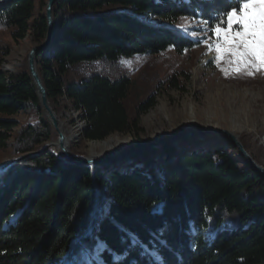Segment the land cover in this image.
<instances>
[{
    "label": "trees",
    "instance_id": "1",
    "mask_svg": "<svg viewBox=\"0 0 264 264\" xmlns=\"http://www.w3.org/2000/svg\"><path fill=\"white\" fill-rule=\"evenodd\" d=\"M44 7L42 0L0 2V31L14 43L30 34L41 44ZM233 7L237 0H56L58 51L36 57L52 109L58 115L68 98L87 120V141L138 134L154 95L131 111L128 77H111L100 66L182 54L195 42L177 32L178 20L214 26ZM7 53L0 45V58ZM170 85L181 90L175 77ZM26 110L28 120L18 121ZM17 127L15 158L56 136L26 68L11 76L0 71V151ZM204 139V147L186 152L185 145ZM229 150L237 154L226 137L208 136L93 170L67 165L51 150L21 160L0 174V264H264V177ZM123 162L134 166L119 170ZM228 215L237 223L219 228Z\"/></svg>",
    "mask_w": 264,
    "mask_h": 264
},
{
    "label": "rangeland",
    "instance_id": "2",
    "mask_svg": "<svg viewBox=\"0 0 264 264\" xmlns=\"http://www.w3.org/2000/svg\"><path fill=\"white\" fill-rule=\"evenodd\" d=\"M2 1L4 0H0ZM42 1L45 4L46 0ZM221 27L227 28V23ZM175 28L179 34L193 40L195 47L182 54L168 50L158 56L124 59L115 66L104 65L99 69L104 74L111 73V77H128L132 88L127 105L131 111L151 94L154 95V106L138 119L141 132L112 135L110 137L120 139L121 142L115 147L101 149L93 148L91 145L98 141H87L83 131L78 141L69 144L70 153L79 158L110 157L143 143L192 130H227L237 135L247 153L260 163L254 160L258 165L264 167V73L257 72L253 76L229 73L226 76L220 67L227 68L228 65L222 60L220 67H217L216 53L208 47L216 40V25L181 18ZM233 29H238V25L234 24ZM0 45L8 49L7 55L0 58V71L11 76L27 69L28 52L36 46L30 34L19 43H14L6 32L0 31ZM171 77L176 78L181 90L170 85ZM62 103L56 116L62 125L60 129L69 138L75 133L74 122L69 120L67 123L68 118L64 116L66 113ZM28 114L29 110L22 111L18 121L26 122ZM19 127L14 129L8 141L9 147L0 151V174L15 164L5 166L15 159L12 155V144ZM56 138L54 136L45 145L54 143ZM205 143L207 139L185 145L186 152L202 148ZM45 145L35 152L42 150ZM229 154L232 158L244 161L238 152L236 154L229 150ZM132 166L134 165L123 162L117 168L128 170ZM236 223V216L228 215L219 228L230 229Z\"/></svg>",
    "mask_w": 264,
    "mask_h": 264
},
{
    "label": "water",
    "instance_id": "3",
    "mask_svg": "<svg viewBox=\"0 0 264 264\" xmlns=\"http://www.w3.org/2000/svg\"><path fill=\"white\" fill-rule=\"evenodd\" d=\"M55 2L56 0H46L45 2L44 18H45L46 26H47L46 36L41 44L34 46L28 52L27 72L35 88L39 107L45 114L49 123L51 124L57 138L54 143L45 145L42 150L38 152L27 153L19 157H16L15 159L8 162L5 166L12 164V163H17L29 157L42 155L46 153L48 150H51L52 152H54L56 156H58L67 165H73L76 167H89L91 170H93L97 166L109 165V164L118 162L140 150L152 148V147H155L161 144H170V143H174V142L185 140V139H201V138L208 137V136H223V137H226L231 142V144L235 147L239 155L242 157V159H244V161L248 164V166L252 168L254 171H256L258 174L264 177V167L258 165L254 161V159L247 153V151L243 148L241 142L238 140L237 135L227 130H213V129L208 130V131L192 130V131H189L186 133H180V134L168 137V138H163V139H158L155 141L143 143V144L134 146L132 148H128L119 153H116L115 155L110 156V157L90 159V158H79V157L73 156L70 153L68 145L65 141L66 137L59 128L58 117L56 116L55 112L53 111L48 101L45 85L43 84L42 79L40 78L37 67H36V57L43 50L50 48L54 55L58 51L57 35L55 31V24H54L53 13H52L53 5ZM53 40H55V43H53ZM5 166L3 168H5Z\"/></svg>",
    "mask_w": 264,
    "mask_h": 264
},
{
    "label": "snow or ice",
    "instance_id": "4",
    "mask_svg": "<svg viewBox=\"0 0 264 264\" xmlns=\"http://www.w3.org/2000/svg\"><path fill=\"white\" fill-rule=\"evenodd\" d=\"M237 3L238 9L233 7L217 17L218 23L214 30L216 40L208 47L216 53L217 67H220L222 60L228 65L227 68L220 67L226 76L229 73L248 76L264 73V2L237 0ZM225 19L227 28H222ZM234 24L238 25V29H233Z\"/></svg>",
    "mask_w": 264,
    "mask_h": 264
},
{
    "label": "bare ground",
    "instance_id": "5",
    "mask_svg": "<svg viewBox=\"0 0 264 264\" xmlns=\"http://www.w3.org/2000/svg\"><path fill=\"white\" fill-rule=\"evenodd\" d=\"M62 104H63V108L65 109V113H66V115H64V116L68 118V120H66L67 123L70 121L74 122L75 133L72 135V137L69 135L70 137L66 138V140H65L67 145L69 146V144H71L72 141H76V140L78 141L79 136H81L83 131H85L88 123H87V120L85 119L83 113L76 110L68 98L65 97L63 99ZM65 113H63V114H65ZM63 114L61 115V117H63ZM67 123H65V126L67 125ZM59 126H60L59 128L62 127L61 122L59 123ZM60 130L64 133V131L62 129H60ZM119 140L120 139H117L115 137H110V138H107L105 141L93 143L91 146L93 148H101V149L115 147L121 142Z\"/></svg>",
    "mask_w": 264,
    "mask_h": 264
}]
</instances>
